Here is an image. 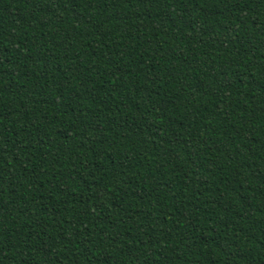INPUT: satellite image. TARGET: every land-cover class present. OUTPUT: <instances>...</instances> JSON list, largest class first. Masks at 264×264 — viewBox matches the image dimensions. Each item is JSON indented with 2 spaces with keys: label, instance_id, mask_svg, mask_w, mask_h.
Masks as SVG:
<instances>
[{
  "label": "trees",
  "instance_id": "16d2710c",
  "mask_svg": "<svg viewBox=\"0 0 264 264\" xmlns=\"http://www.w3.org/2000/svg\"><path fill=\"white\" fill-rule=\"evenodd\" d=\"M0 264H264V0H0Z\"/></svg>",
  "mask_w": 264,
  "mask_h": 264
}]
</instances>
